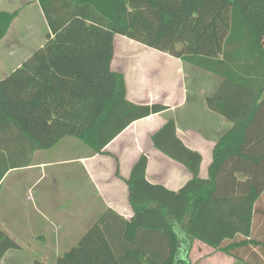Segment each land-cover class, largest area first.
<instances>
[{
  "label": "trees",
  "instance_id": "obj_1",
  "mask_svg": "<svg viewBox=\"0 0 264 264\" xmlns=\"http://www.w3.org/2000/svg\"><path fill=\"white\" fill-rule=\"evenodd\" d=\"M37 1L45 44L0 80V125H14L33 151L73 137L101 153L134 122L168 109L127 101L125 78L112 70L116 35L223 78L207 105L232 124L203 180L202 156L167 123L154 144L193 178L179 192L153 185L142 156L128 181L135 216L108 209L56 264H191L182 235L264 264V0ZM18 15L0 11V41ZM17 248L0 230V261Z\"/></svg>",
  "mask_w": 264,
  "mask_h": 264
},
{
  "label": "crops",
  "instance_id": "obj_2",
  "mask_svg": "<svg viewBox=\"0 0 264 264\" xmlns=\"http://www.w3.org/2000/svg\"><path fill=\"white\" fill-rule=\"evenodd\" d=\"M29 1L33 3L28 6L38 4L43 14L37 0ZM13 23L0 41V59L6 51L10 58L16 55V48L10 50L14 45L21 51L12 72L44 46L50 33L46 20L43 40L28 49L19 33L10 37ZM112 70L125 78L127 101L168 109L134 122L101 153L73 137L51 149L33 151L14 125H0V230L18 245L0 264H56L108 209L131 220L135 211L128 181L144 155L148 182L179 192L193 178L192 173L153 141L171 120L182 143L202 156L200 179L209 178L217 142L232 128L207 105L223 78L120 35L114 39ZM181 237L180 254L189 256L191 264H236L234 258L199 240Z\"/></svg>",
  "mask_w": 264,
  "mask_h": 264
},
{
  "label": "rangeland",
  "instance_id": "obj_3",
  "mask_svg": "<svg viewBox=\"0 0 264 264\" xmlns=\"http://www.w3.org/2000/svg\"><path fill=\"white\" fill-rule=\"evenodd\" d=\"M35 1V0H34ZM30 2L29 0H0V10L5 12H20L19 16L15 19L13 23V29L11 30L12 34L10 37H17V33L20 34L19 38L26 39L24 40V46L26 48H33V46H38L40 41L43 40V37L47 31V23L38 7L36 5H27ZM33 3V2H30ZM20 10V11H19ZM16 36V37H15ZM18 38V39H19ZM5 43V42H2ZM18 44V43H17ZM3 45V44H0ZM16 48V55H12L10 58V51H6L7 55H3L0 59V80L6 76L7 72H12L13 66L20 60V52L18 53V45H14L10 50ZM15 51V50H14ZM1 57V56H0ZM220 264H227L225 261H221ZM236 264H239L236 261ZM240 264H243L240 262Z\"/></svg>",
  "mask_w": 264,
  "mask_h": 264
}]
</instances>
